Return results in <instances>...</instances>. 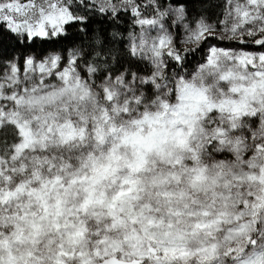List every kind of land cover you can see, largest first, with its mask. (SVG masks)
<instances>
[{
	"label": "snow or ice",
	"instance_id": "1",
	"mask_svg": "<svg viewBox=\"0 0 264 264\" xmlns=\"http://www.w3.org/2000/svg\"><path fill=\"white\" fill-rule=\"evenodd\" d=\"M215 8L0 0V264H264V0Z\"/></svg>",
	"mask_w": 264,
	"mask_h": 264
},
{
	"label": "trees",
	"instance_id": "2",
	"mask_svg": "<svg viewBox=\"0 0 264 264\" xmlns=\"http://www.w3.org/2000/svg\"><path fill=\"white\" fill-rule=\"evenodd\" d=\"M188 3L193 6L194 12H202L205 14H210V12H219V9L215 8V5L219 3V0H188ZM205 10H210V12H206ZM117 23L119 24V28H111L107 24L104 25L100 23L94 24L93 27L94 29H96V32L92 35V38H90L88 35L84 36L85 45L91 43L92 39H94L95 36L100 34V30L102 28L106 29L109 32V34H111V32H119L124 37H126L127 32L125 31V29L130 30L133 27L131 21L130 20L126 21L124 19H121L117 21ZM16 54L19 55V53Z\"/></svg>",
	"mask_w": 264,
	"mask_h": 264
},
{
	"label": "rangeland",
	"instance_id": "3",
	"mask_svg": "<svg viewBox=\"0 0 264 264\" xmlns=\"http://www.w3.org/2000/svg\"><path fill=\"white\" fill-rule=\"evenodd\" d=\"M21 2H26V0H21Z\"/></svg>",
	"mask_w": 264,
	"mask_h": 264
}]
</instances>
